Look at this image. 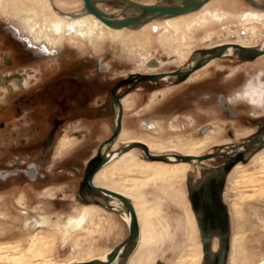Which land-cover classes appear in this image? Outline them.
Returning <instances> with one entry per match:
<instances>
[{
  "label": "rangeland",
  "instance_id": "374dc122",
  "mask_svg": "<svg viewBox=\"0 0 264 264\" xmlns=\"http://www.w3.org/2000/svg\"><path fill=\"white\" fill-rule=\"evenodd\" d=\"M137 1L155 3L159 0ZM225 1H228L229 4H231V8H229L233 15L230 16L225 23L217 26L216 28H209L208 30L206 29L196 32L190 39L191 42H188L190 45L184 50L186 56L185 59L179 57L178 53L175 52V50H173L172 48H168L173 46L177 47L178 44H175L176 42H168V46L164 45V43L162 44V38H160L161 34L159 33H151L150 39L147 42V46L143 44L144 47H140L137 44L132 47L130 45L132 47L131 50L128 47L124 46L121 41H118L111 37L105 40V45L101 44L97 46L96 44L89 45L88 43L70 45V49L78 51L80 53V56H83V59L81 60V62L74 65L68 72L64 73V77L62 76L58 78L52 84L45 87L50 89L46 92L49 94L50 100H52V102L51 104H49V106H46L48 112L45 113V115H42L41 124L47 127L51 124V122H53V113H51V111L52 109H54V101H56L57 99L63 100V96H71V94H74L72 88H70L69 85L65 88L66 91L64 92H62V90L60 89L62 82L65 83L68 81V78H66V76L76 75L79 76L80 79H82L85 74H90L91 76H93V78H97L100 82L105 83L106 95L109 97L111 93L110 89H112L120 80H124L130 77L132 75V72H150V70L147 69H150V62L152 60H157L158 62H160V67H156L158 69H154L153 72L158 73L171 70H182L191 62L192 59L195 58L196 54L199 53L202 49L208 46L210 47L214 44L235 41L239 37L245 36L246 26H255L257 28V36L255 38H248L250 40L249 45L260 44L261 42H263L264 21L245 24L240 20L239 17V14L247 9H252V6H250L245 0ZM259 1L264 4V0ZM82 7L83 5L78 4L70 10L72 11L77 8L80 10L82 9ZM105 7L107 10L113 12H115L117 9H120L112 5H105ZM20 16L21 14H18L13 10H10L6 13L1 9L0 30L1 27L8 22L6 20H13L23 23ZM191 18L192 16L187 19L190 20ZM146 35H148V33H146ZM2 36H4L5 38L2 41L0 40V51L7 52L14 48L17 53L16 56L14 55L8 57L10 59L7 62H18V60H21L18 59L20 52H18V48H16L12 44L11 39L9 37L6 38V36L0 32V39H2ZM171 36H173L174 39L178 37L176 33H173ZM63 43L67 42L63 41ZM89 54L93 56L99 54H109L106 56L107 61L110 64L109 70L107 72H101L99 70V65L97 64V62L90 58H87ZM84 59L86 61H84ZM234 61V63H231L229 58L218 59L216 62L212 63L214 64L213 66L201 73V79L193 82L200 76L197 75L196 77L192 78L191 81H187V83L184 85L185 87L183 91L172 95L166 100L162 101L161 97L157 98L153 104H156L160 101L162 102H160L154 110H152V108L144 107L143 110L138 111V119L136 117L135 118L138 121L144 119H153L154 122H156L160 117L158 114H169L166 117L165 123L163 124L166 132L163 134V137H167V139H169L170 141L184 139L193 140L198 138L199 136H197L195 133L197 126H189V124H191V121L193 120L197 121L198 125L211 122L216 127L212 129L213 131L210 133V135L216 134L223 140H226L227 138L224 135V129L228 122L215 114H213V116H209L211 111H213L210 105L211 103H213V101L209 98L205 99V96L209 95L210 93L214 95L218 93L226 94L236 91L242 92L243 89L246 90L245 87H247V84L249 82L253 83V85L256 84L258 88L262 89L258 84V76L260 72H264V66L256 68L255 66H253L254 64L243 63V60L234 59ZM139 85L145 93H150L151 91L161 87L159 83L151 84L143 82ZM167 87L171 88L170 86ZM126 88L127 87H124L123 91L126 90ZM140 93L142 92H139V94ZM81 94L85 96L86 92H81ZM38 95L39 94L35 93L31 95V97H28L33 101L32 103H27V105L31 103L29 106H25L24 102L21 100L12 105L11 108H13V110L25 107L38 108L40 104L39 102L38 104H36V102L38 101ZM79 102L83 105L84 97H80ZM239 102L241 103L239 105V109L243 112L242 118L243 123L245 124L250 125V121L259 120L252 117L253 112L257 115L264 114L263 108H259L257 111H253L251 108L252 106L247 104L245 101H241V98ZM64 106L65 108H70L71 104L70 102H67L64 103ZM80 107L81 106H74L73 109H79ZM107 109L108 112L106 113L105 118L112 119L114 116V110H112L111 107L110 109L107 107ZM132 114L133 113L131 111L127 113L128 116ZM84 115L85 114H83L82 112L70 111V120L72 121L67 127L64 128V130H60L58 139L65 135H69L70 137L75 138L74 132H79L83 129L86 130V128L89 127V122L85 120V118L88 116ZM183 115H185L186 118H183ZM177 116L180 117L178 118ZM184 124L185 126L188 125L190 128L184 129ZM230 125H235L236 127L239 126V124L234 122L230 123ZM159 128H161V125ZM135 133L150 132H147L143 129H138L137 131H135ZM155 136L158 137V135ZM97 139V141L87 140L78 150L71 152L69 156L64 157L63 159L60 158L66 153L67 150L61 153L62 149L58 144L56 147V154L54 158L57 159L58 157L60 160L56 161L52 159L54 154L53 150L49 153L46 161L41 168L46 169L51 164H54L53 170L48 174V180L45 182H31L24 175L13 177L5 182H0V191L9 189L15 185L31 183L33 184L32 187H22L17 192H0V212L7 214L10 218L7 221L0 220V232L3 234V237L0 238V241H9L0 242L1 247L8 248L5 251H10V249L15 250L17 248H20L21 246L23 247L21 249H26L29 245L30 238L39 232V229L27 227L23 223L24 219L22 215L17 212L18 209H21V207L17 203L19 197H23V206H27L29 210H35L36 212L41 213V215L49 217L53 221H58V223H56L58 224L57 226L64 223V219H62L63 217L75 215L76 210L79 211L85 206V204L80 203L78 199L74 200V198L78 196V193L75 189L71 188L62 191V193H58L55 196L52 188L45 187L52 182H69L75 177L79 180H82V175L77 174L75 170L70 168L69 165L75 164L84 169L86 166L85 161L94 153L95 150L98 149L99 142L102 141V138H100L99 135H97ZM40 147L41 143H29L24 146H21L20 144L11 145L9 149L0 157V168H11L12 164L10 162V159L16 157V152H18V154L20 153L21 155L29 156V161L38 160ZM213 149L214 147L212 148V150ZM164 154H168V152L160 153L158 155ZM138 156L140 155L138 154ZM258 165L259 164L255 162L248 163V166L246 167L247 175H243L245 176L244 178H239L238 175L240 174L233 175L231 177L233 179H230V184L228 182V186H226L227 188L225 189L227 191V195H225L226 199L224 200V203L228 207L229 216L230 208L233 205H236L240 211V217H243V223L240 225L238 224L240 226L239 227L237 225L234 226L235 223L231 222L230 216V224L232 223L231 238L232 235H234L239 230V228H241V231H244L245 229L244 232L247 235L246 237L248 240L250 239L249 247L251 248V260L248 262V264H259V262L264 259V173L261 172V168H259ZM154 182L155 183L149 182L140 190V192L142 193V201L145 202V205L147 207H152L151 214H149L151 226L149 225L148 229L153 226V229L156 228L158 230V234L160 233L158 235L159 241L154 249L156 256L153 260H156V262L161 261L164 264H203V259L201 260L198 254L200 249L199 245L200 243H202V239H199L201 238V234H199L200 231L191 241L187 224V217L184 212L185 207L181 206L180 204V206L178 204H175V201L171 197V191L169 195H166L164 191L166 188H169V186L167 185L165 180ZM183 188L187 189L186 180H183L182 182H179L174 186L175 191H179L180 189L182 190ZM48 193H52L53 197L55 196V199L49 200L47 199V197H42L43 195L45 196ZM187 197L189 199V193ZM72 202L73 204H71ZM69 203L71 205H69ZM67 205L68 207L65 208ZM32 215L33 214L31 213V216ZM102 221H104L105 226H101V228L99 229L96 228L94 230V235L90 238L87 239L85 235H79L75 238L80 239L81 242H84L83 245H85V247L82 246L81 248H77V251H75L76 247H71L72 243L67 245L63 243V240L61 239L63 234L59 231V227L58 230L46 229V234L51 233L47 235H52L54 238H56V245L53 251V259H55V261L57 262H66L72 258L79 259L78 257L81 256H83L82 259L84 260L88 258V255L91 254H93L92 256L94 257L100 256L104 252L120 244L128 237L129 226L127 222H125L116 212H104L102 214V218L100 219V222ZM100 224L102 225V223ZM15 240H17L18 242H12ZM0 264L12 263L0 261Z\"/></svg>",
  "mask_w": 264,
  "mask_h": 264
},
{
  "label": "bare ground",
  "instance_id": "6f19581e",
  "mask_svg": "<svg viewBox=\"0 0 264 264\" xmlns=\"http://www.w3.org/2000/svg\"><path fill=\"white\" fill-rule=\"evenodd\" d=\"M133 1L140 2L137 0ZM180 1L182 0H159L155 3H140L153 5L158 3H178ZM255 1L258 4H262L259 0ZM95 2L112 18L121 19L129 16H136L138 14V11L134 9H127L129 2L124 0H95ZM248 3L255 9H247L239 14L240 20L245 24L264 21V9L252 5L250 2ZM78 4L83 5L82 9L79 10L77 8L72 11L70 10ZM105 5H112L120 9H117L115 12L109 11L106 9ZM230 6L231 4H229V2H226L225 0H210L199 9L188 13L157 18L146 24H141L134 27L112 28L101 22V20L96 16L90 14L86 10L85 2L83 0H72V2L71 0H0V10L2 9V11H5L6 13L10 10H13L16 13L21 14L20 18L23 22L24 27H26L27 30L34 36L35 33H39L41 34L42 38L48 37L46 38V40L48 39V41L51 42L53 46H55V44L53 43V40L55 39L49 34H52L54 32H56V35L62 38V40H67L71 43H88L90 45L96 44L97 46L104 44L105 40L111 37L113 39L121 41L124 46L128 47L130 50L137 44L140 47H144L143 44L147 46V42L150 39L151 33H159L161 34L160 38H162V44L164 43V45L166 46H168V42H176L175 44H178L177 47L173 46L168 48H172L173 50H175V52L178 53L179 57L184 59L186 58L184 50L190 45V39L193 37V35L196 32L206 29L208 30L209 28H216L217 26L225 23L227 19L233 15L231 13ZM190 16H192V18L188 20L187 18H189ZM245 31V36H241L239 38L237 37L238 39L235 41L214 44L210 47L208 46L202 49L199 53H197L195 58L192 59L191 62L182 69V71L189 70L200 59L210 56L211 52L216 48L226 46V49L221 56L211 59L201 68L192 72L187 78L181 80L176 76H168L162 78L164 80H160H168V82L169 79H175L178 82L191 81L192 78L207 70V68H209V66L220 57L229 59L237 58L245 61H253L258 57H264V54H261L262 56L259 55L252 60L244 59L242 57L241 50L238 46L253 49L264 48V41L260 44L249 45L250 40L248 38H255L257 36V28L255 26H246ZM146 33H148V35H146ZM173 33L177 34L178 37L176 39L171 36ZM45 34H47L48 36H46ZM154 69L156 68H150L147 70L153 72ZM166 85L170 86L171 83H166ZM170 90L172 89L161 90L155 93L154 99H156L157 95L159 96V93L164 95ZM249 96L250 100L256 105H264L263 91L255 88L254 91L249 94ZM124 129V133L120 138L121 140H126V142L127 140L140 141L129 145L143 143L150 149V152L154 155L168 152V154L163 155L168 158V161L151 160L147 158L145 154L144 157H140L136 152H134V149H140L138 147H134L117 154L110 152V149V157L107 164L102 168L96 178L94 177L95 183L98 186L124 194L132 201L134 207L136 208L140 224V236L138 242L135 244H128L124 246L119 256L111 264H164L161 261L156 262V260H153L156 256L154 249L159 241L158 235L160 233L158 234V230L156 228L153 229V226L148 229L149 225L151 224L149 220V214H151L152 207H147L145 205V202L141 199L142 193L140 192L142 187H145L149 182L155 183L154 181L161 180H165V182L169 186V188H166L165 191L163 190L166 195H169L171 191V197L175 201V204H180L181 206L185 207L184 212L187 217L190 240L192 241V239L195 238V235L200 231L199 234H201V238L199 239H202L203 245L202 243H200L198 254L200 256V259H203V264H216L218 260V254L222 248L221 234L218 231L210 230V238L206 246L204 240V229L200 224L201 214L195 212L192 200L190 198V193L199 190V188L203 186L208 180L216 178L219 175L220 171L223 170L227 165L226 164L222 168L217 169L215 166H211L208 161L217 156L206 158V156L214 153L204 155V152H206L207 150H211V147L213 145L222 146V144L225 143V140H223L216 134H207L205 137L193 140L184 139L177 141H170L166 137L164 138L162 136L154 138L150 137L148 139L135 136L129 139V132L128 130ZM257 136H260L261 140L256 142L255 144L246 146L241 143L238 148L236 147L240 150L243 149V147L246 148L244 151L239 152H246L247 154L245 156V160L240 161L238 164H236L228 174L226 186H228V182L230 184V179H233L231 178L233 175L240 174L238 175L239 178H244L245 176L243 175H247L246 167L250 162L258 163L259 168H261V172L264 173V128H262ZM116 140L114 141V143L116 142ZM126 142L124 141V143ZM114 143L112 144V146L114 145ZM108 146L109 144L105 146V152L107 153ZM126 146H123L115 150L114 152L122 150ZM221 150H218L217 152H219L220 155H225L221 152ZM248 153H251V156L248 155ZM183 156H189L191 157V159L179 160V157ZM183 180L187 181V189L183 188L182 190L180 189L179 191H175L174 186L177 185V183L182 182ZM226 188L227 187H225V189ZM188 192L189 199L187 197ZM87 194H89L93 198H101L103 200H107L106 202H103L101 200V202L97 203L117 209L121 218L125 222H127L130 230V215L128 214L126 207L120 199L109 195H97L89 192H87ZM225 195H227L226 190L224 194V200L226 199ZM98 211V208L89 206L85 210V215L88 218L86 216H83L75 222L70 223L69 221L65 222L63 225L56 226V230H58L59 227V231L63 234V243H72L71 247H76V250L73 249L75 251H77V248H81L82 246L85 247V245H83L84 242H81L80 239L75 238L79 235H85V237H87L88 239L94 235V230L96 228L101 227V225L95 220L96 216L98 215ZM230 216L231 222L235 223L234 226H239L243 223V217H240V211L236 205H233L230 208ZM41 225L49 226L50 223L43 217V222H41ZM240 229L241 228H239V230L234 235H232V238L230 237L231 250L229 248L227 264H248V262L251 260V248L249 247L250 239H247V235L244 232L245 229L244 231H241L242 229ZM45 232V230H41L33 235L29 240L28 247L24 250L21 249L23 248L21 246L20 248H17L15 250L10 249V251H5L8 248L0 246V261L12 264H77L87 263L89 261L91 262V260L104 261L116 247L115 246L114 248L109 249L108 251H106V253L104 252L100 256L94 257L92 256L93 254L89 253L91 255H88V258L84 260L82 259L83 256H81L78 257L79 259L72 258L66 262H57L55 261V259H53V251L56 245V238H54L52 235H47ZM105 254L107 255L104 256ZM101 256L104 257L95 260L96 258H99ZM259 264H264V259H262Z\"/></svg>",
  "mask_w": 264,
  "mask_h": 264
},
{
  "label": "flooded vegetation",
  "instance_id": "af4514ba",
  "mask_svg": "<svg viewBox=\"0 0 264 264\" xmlns=\"http://www.w3.org/2000/svg\"><path fill=\"white\" fill-rule=\"evenodd\" d=\"M252 9L255 8L252 7ZM1 21H5V20H1ZM6 21L8 22L1 27L0 32L3 35H5L6 38L9 37L12 41V44L16 48H18L17 51L20 52L18 59L21 60H18V62H12V61L7 62L10 59L8 57L17 55L14 48L7 52L0 51V157L9 149L11 145L20 144L21 146H24L29 143H41V147L39 148L38 160L29 161L30 159L29 156L21 155L20 153L18 154V152H16L17 153L16 157L10 159L12 167L0 168V182L8 181L13 177H19L20 175H24L31 182H37V183L45 182L48 180V174L52 172L54 164H51L46 169H41V168L51 151L54 150L52 159L57 161L63 159L64 157L69 156L71 152L78 150L87 140L97 141L98 140L97 135H99L100 138H102V142L107 141L113 135L116 126L117 114L119 112V106L117 102L118 96H123L121 99L124 107L123 126H122V132L118 137V139L116 140V142L114 143V145L112 146L110 152H114L115 150L123 146L140 142L137 140L135 141L127 140L126 142V140H124L126 142L124 143V141L120 139L124 133L123 131L124 128H125L124 130H128L129 132L130 135L129 139L135 136L144 139H148L150 137L152 138L157 137L155 135L163 137V134L166 133L163 124L165 123L166 117L169 114H164V113L158 114L160 117L158 118V121L155 120L156 122H154L153 119H144L138 121L137 120L138 119L137 117L139 116L138 111L143 110L144 107L152 108V110H154L163 100H166L170 98L172 95L183 91L185 87L184 85L187 82H183V81L178 82L175 79L174 80L169 79V82L168 80L162 81L164 79L157 82L147 81L145 83H151V84L159 83L161 87L151 91L150 93L147 92L145 93L143 92L141 86L138 84L131 92L127 93V91L131 87H133V84L132 83L123 84L122 83L123 80H120L117 84H115V86L112 89H110L111 93L110 96L108 97L106 95L105 83L100 82L99 79L97 78H93V76H91L90 74H85L82 79H80V77L76 75L66 76V78H68V81L65 83L62 82L60 89L62 90V92H64L66 91L65 88L68 87L69 85L70 88H72L74 94H71V96L69 95L63 96L62 98L63 100L57 99L56 101H54V109H52L51 111V113H53V117H52L53 122H51V124L47 127L43 126L41 124L42 123L41 117L42 115H45V113L48 112L46 106H49V104H51L52 102V100H50L49 94L46 92L47 90L50 89L45 87L52 84L55 80L62 77L64 73L68 72L74 65L81 62L83 56H80V53L78 51L74 49H70V45H73L75 43H71L67 40H62V38L56 35V32L52 33V35L49 34L51 37L55 39L53 40L55 46H53V44L49 42L48 39L46 40V38L48 37L42 38L41 34L39 33H35L36 36L35 37L27 30L26 27H24L23 23L16 22L13 20H6ZM45 35L48 36L47 34ZM4 38L5 37L2 36V39L0 40L2 41ZM63 41L69 44L63 43ZM107 55L99 54L93 56L89 54L87 58L88 59L90 58L95 62H97V64L99 65L98 66L99 70L101 72L103 71L107 72L110 68V64L108 63L106 58ZM260 58L258 57L253 61L243 60V63L254 64L253 66L258 68L257 60H259ZM235 59L241 60L237 58ZM84 61L86 60L84 59ZM152 62H157V66H153V67L150 66V68L160 67L159 66L160 62H158L157 60H152L150 62V65ZM230 62L234 63L235 61L234 59H230ZM213 65L214 64H211L209 68ZM175 71L178 70H171L167 72H158V73L135 71L132 72V74L133 75L159 74V73H171ZM199 75L200 76L193 82L201 79V73ZM258 77H259L258 84L262 89L258 88L256 84L253 85V83L249 82L247 84V87H245L246 90L243 89L242 92L236 91L226 94L218 93L214 95L210 93L209 95L205 96V99L209 98L210 100L213 101V103L210 104L213 111H211L209 116H213V114H215L228 122L224 129V135L227 138L224 141L225 143L222 144V146L213 145L211 147V150L206 151L207 153L205 152V155H207V154L215 153L218 150L222 149L221 152L225 155H219L213 159L208 160L209 164H211V166H215L217 169L222 168L227 164L229 157H227L226 155L228 154L232 155L234 153H237L239 151H244L246 149L244 147L241 150L237 149L238 146L241 145V143L246 146H249L261 140L260 136L258 137L257 135L260 133L262 128H264V114L257 115L253 112L252 117L259 120L250 121V125H249L243 123V118H242L243 112L239 109V105L241 104L239 100L241 98V101H245L247 104L252 106L251 108L253 111H257L259 108H263L264 110V105L261 104L256 105L250 100V96H249V94L252 93L256 87L258 88V90L264 92V72H260ZM166 83H171L170 85L171 88L167 87ZM124 87L127 88L126 90L123 91ZM166 89H172V90L164 94L165 96L159 93V96L157 95L156 99L161 97L162 101L153 104L156 101V99H154L155 96L154 94L161 90H166ZM81 92H86L87 96L86 95L83 96ZM139 92L142 93L139 94ZM35 93L39 94L38 101L36 102V104H38V102L40 103L38 108L25 107V108H18L16 110H13V108H11L12 105H14L15 103L21 100L24 102L25 106H29L33 101L31 98L28 97H31V95ZM80 97H84L83 105L79 102ZM224 100L226 102V106L232 108V110H234V112L236 113V116L234 118H231L229 114H224L222 112L220 105ZM28 102L31 103L27 105ZM67 102L68 103L70 102L71 104L70 108H65L64 103ZM74 106H81V107L79 109H73ZM107 107L109 109L111 107V109L114 110V116L112 119L105 118L106 113L108 112ZM70 111L82 112L83 114L88 116L85 118V120L91 122L90 124L93 126V128L92 127L90 128V124H89V127L86 128V130L83 129L79 132H74L75 138H72L69 135H65L58 139V134L60 130H64V128L67 127L72 121L70 120ZM130 111L133 114L128 116L127 113ZM177 117L179 118L180 116ZM183 118H186L185 115H183ZM233 122L239 124V126L236 127L235 125L234 126L230 125V123ZM160 125L161 128H159ZM189 126H197L195 133L197 136H199L198 138L205 137L207 134L209 135L213 131L212 129L216 127L211 122L198 125L197 121L195 120L191 121V124H189ZM189 126L188 125L185 126L184 124L183 128L188 129L190 128ZM138 129H143L150 133H135V131H137ZM49 140L52 142V145L46 151V155L43 158V148L45 143ZM58 144L59 147L62 149L61 153L66 150L67 151L60 159L58 157L57 159H55L54 156L56 154V147ZM213 147L214 149L212 150ZM105 149L106 147L104 148V152ZM98 150L99 148L94 151V153L92 154L93 157L96 156ZM134 152L139 154L141 157H144V153L142 150L134 149ZM248 155L251 156V153H248ZM88 164L85 166L84 169H82L80 166L75 164H70L69 166L70 168H72V166L77 167L80 170V172L76 171L74 168L72 169L75 170L77 174L82 175V180H83ZM100 171L96 174V176L100 173ZM95 178H94V183H95ZM82 180H79L78 178L75 177L69 182H60V183L52 182L46 185L45 188H52L55 196L56 194L62 193V191L71 188L75 189L76 192L78 193L80 189V183ZM26 186L32 187L33 184L31 183V184L15 185L9 189L2 190L0 192H17L22 187L25 188ZM55 196L53 197L52 193L50 194L48 193L47 195L45 196L43 195L42 197H47V199L49 200L50 199L54 200ZM75 199L76 200L78 199L80 203H84L85 206L79 211L76 210L75 215L63 217L62 219H64L63 220L64 223L69 221L70 223L75 222L78 219L82 218L83 216H86L85 210L89 206L96 207L99 209L98 215L96 216L95 220L99 224L102 223V225L100 224L102 227L105 226V223L104 221L100 222V219L102 218V214L104 212L114 211L120 216L117 209L113 207L105 206L103 204L102 206L97 203V202H101V200L103 202H106L107 200H103L101 198L99 199L93 198L92 196L87 194V192L84 194L83 197L76 196L74 200ZM17 203L21 207V209H18L17 212L22 215L24 219L23 223L27 227H31L33 229H39V231L41 230L46 231V229L49 230L56 229V226L58 225L56 223H58V221L57 222L53 221L49 217L41 215V213H38L35 210H29L27 206H23L24 204L23 197H19ZM71 204H73V202ZM71 204L69 203V205ZM67 207L68 205L65 208ZM31 213L33 214L32 216ZM43 217L49 221L50 223L49 226L41 225V222H43ZM8 219L10 218L8 217L7 214L0 212V220L7 221ZM47 234H51V233H47ZM2 237L3 234L0 232V238ZM0 242H9V241H0ZM12 242H18V241L15 240ZM106 255L107 254H105L104 256ZM104 256L96 258L95 260L100 259Z\"/></svg>",
  "mask_w": 264,
  "mask_h": 264
},
{
  "label": "water",
  "instance_id": "95a60500",
  "mask_svg": "<svg viewBox=\"0 0 264 264\" xmlns=\"http://www.w3.org/2000/svg\"><path fill=\"white\" fill-rule=\"evenodd\" d=\"M129 2L127 9H134L138 11L136 16H129L126 18H112L106 11L100 8L95 0H84L86 10L96 16L104 24L112 28H124V27H134L141 24H146L154 19L162 18L166 16H176L184 13H188L199 9L205 3L210 0H182L178 3H158L153 5L143 4L133 0H124ZM252 5L264 9L263 4H258L255 0H247ZM241 50V55L244 59L252 60L261 54H264V48L253 49L248 47L238 46ZM226 46H221L213 50L210 56L200 59L192 68L186 71H176L172 73H159V74H138L131 75L128 79L123 80V84H133L127 93L131 92L138 84L147 81H158L164 77L176 76L183 80L187 78L192 72L201 68L204 64L209 62L211 59L219 57L223 54ZM151 66H157V62H152ZM123 96L117 97V102L119 106V113L117 115L116 126L113 135L105 142H102L99 146L98 153L94 156L86 169L83 180L80 183V189L78 192L79 197H83L86 192L97 194V195H109L120 199L124 206L126 207L128 214L130 215V230L128 237L114 248V250L109 254L104 261H91L87 263H77V264H111L120 254L124 246L128 244H135L138 242L140 236V224L138 220V215L136 208L134 207L132 201L119 192L98 186L94 183V177L96 174L107 164L110 154L109 150L112 147L114 141L122 132L123 119H124V107L122 104ZM221 110L224 114H229L231 118L236 116V113L232 108L226 106L225 100L221 103ZM108 153L104 152V147L108 145ZM52 142L49 140L45 143L43 148V158L46 155V151L50 148ZM134 147L140 148L147 158L156 161H168V158L163 155H154L150 152V149L143 143H138L135 145H129L113 152L114 154L120 153L132 149ZM246 152H237L232 155H227L229 157L228 163L223 170L220 171L219 175L211 180H208L199 190L190 193V198L193 203V207L196 213L201 214L200 224L204 229V240L207 246L209 242L210 230L218 231L222 238V248L218 254V260L216 264H227L228 254L230 248V237H231V224L230 216L228 212V207L224 203V191L226 187L227 177L232 168L238 164L240 161L245 160ZM220 155L219 152L206 156V158H211ZM191 159L189 156L179 157V160ZM76 171L80 172L77 167L72 166Z\"/></svg>",
  "mask_w": 264,
  "mask_h": 264
},
{
  "label": "crops",
  "instance_id": "0c3cea01",
  "mask_svg": "<svg viewBox=\"0 0 264 264\" xmlns=\"http://www.w3.org/2000/svg\"><path fill=\"white\" fill-rule=\"evenodd\" d=\"M257 65H258V67H261V66H264V57H261L259 60H257ZM91 122H89V124H90ZM93 128V126L90 124V128ZM89 141V140H88ZM102 143V141L101 142H99V146H100V144ZM99 146H98V148H99ZM93 158V156L91 155L86 161H85V163H86V165L89 163V161L91 160Z\"/></svg>",
  "mask_w": 264,
  "mask_h": 264
}]
</instances>
